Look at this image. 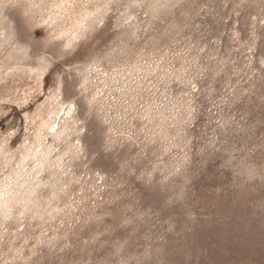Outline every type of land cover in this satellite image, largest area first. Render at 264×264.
<instances>
[{
  "label": "rangeland",
  "instance_id": "obj_1",
  "mask_svg": "<svg viewBox=\"0 0 264 264\" xmlns=\"http://www.w3.org/2000/svg\"><path fill=\"white\" fill-rule=\"evenodd\" d=\"M0 264H264V0H0Z\"/></svg>",
  "mask_w": 264,
  "mask_h": 264
},
{
  "label": "bare ground",
  "instance_id": "obj_2",
  "mask_svg": "<svg viewBox=\"0 0 264 264\" xmlns=\"http://www.w3.org/2000/svg\"><path fill=\"white\" fill-rule=\"evenodd\" d=\"M72 105H70V106H68V108H67V110L65 111L66 112V114H68L69 112L71 113L72 111H71V108L73 107H71ZM63 113H64V111H62ZM60 114V113H59ZM57 115H58V113H57ZM60 117L61 116H59L58 115V117H56V119H55V121H54V124H51L50 126H49V129H48V131H47V133H46V135L47 134H52V135H54V137L55 136H57V135H59L60 133H62L63 132V129H61L62 127L61 126H59V119H60ZM41 130H42V128H41ZM38 131H40V130H38ZM37 131V132H38ZM43 132V131H42ZM43 134H44V132H43ZM35 137L36 138H38V139H41L42 138V134H41V132L40 133H37V135H35ZM46 138V137H45ZM54 139V138H53ZM46 140V139H45ZM50 145V144H49ZM51 146V145H50ZM42 148V147H41ZM31 150L32 151H37V149L36 148H31ZM43 153V152H42ZM43 156V155H42ZM42 159H39V161H41ZM39 164V163H38ZM41 165V164H40ZM14 193V192H13ZM14 195V194H13ZM15 197V196H14Z\"/></svg>",
  "mask_w": 264,
  "mask_h": 264
}]
</instances>
